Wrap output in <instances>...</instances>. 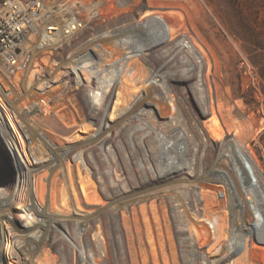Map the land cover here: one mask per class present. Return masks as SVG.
Listing matches in <instances>:
<instances>
[{"label":"rangeland","instance_id":"rangeland-1","mask_svg":"<svg viewBox=\"0 0 264 264\" xmlns=\"http://www.w3.org/2000/svg\"><path fill=\"white\" fill-rule=\"evenodd\" d=\"M140 2L142 4L140 3L134 8L133 16L135 19L152 16L153 13L146 15V12L158 9L159 14L167 17H165L168 21L166 25L169 34H171L170 38L173 37V43L183 37L192 43V52L187 48L182 50L184 54L181 50L176 52L155 51L147 59L136 60L134 79L127 84L126 88H123L128 96L118 103L119 114L117 115H121V119L120 116L115 118V116L107 115L102 107L94 113L95 107L87 103L72 104L56 101L50 103L47 114L30 115L39 127L38 130L40 129V133L44 136L43 149L45 147L48 150L49 144L61 150L83 147L88 151L90 150V156L85 153L86 157L83 156L81 161H75L80 159L76 158L74 160L73 157L68 155L59 158L62 162V168L54 169L48 178L41 174L34 178L32 185L21 186L19 184L15 187L16 192L18 188L23 194L20 197L18 194V199L12 201L6 209L7 211L4 212V216H2L4 219L0 218V247L3 251L2 254L0 253V264H28V262H30L29 264H159V261L162 264H228L229 256L226 253V257L220 255L226 251V246L231 241L232 235L235 237V233L238 232L239 238L236 242L240 243V246H242V243H246V233L249 231L244 233L242 230H249V228H246L247 222H250V224L253 222L251 216H248L250 213L249 208L243 207L244 203L242 206L238 202V198L243 199L244 202L247 201L249 191L245 190L246 193L243 190L241 191L234 182L235 190L232 180V184L230 183L232 188L227 184L230 182L229 175H232V178L235 176L232 171L234 161L227 155L224 159L226 160V170L231 169L226 180L222 181L223 186L220 185L219 187V185L206 183V185L198 188L197 206L199 216L196 217V222L185 221L182 224L175 225L172 223L174 217L169 210L170 208L164 207V202H159V200L155 202L148 199L137 201L133 207L128 208V211L120 208L116 214L114 213L112 217H109V227L98 225L94 221L91 228L87 227L84 233H78L80 231L77 227L78 223L69 221L67 226L60 225L61 227H57L59 231L54 228L55 235L50 232L47 224V228L42 227L38 234L35 233L33 228L32 240L27 241L24 238L14 240L13 237H9V235H13L11 233L12 227H10L13 222L10 223L7 218L8 215L12 216L11 214H13L14 216L21 213L27 217L33 216L30 213L31 206L25 196L28 190L34 193L35 184L38 188L46 190V192L53 185L54 204L48 202L46 194L44 207L50 210L52 215L65 217V215H72L76 210L85 211L86 209L97 208L100 201L104 203V190L97 187L99 182L95 176L93 181L91 172H89L94 164L101 168L104 167L103 169H110L114 179L120 178L119 175L125 176L127 173L129 174L126 177L131 182L141 180L150 173H154V175L161 178L160 171L164 169L163 163H155L151 157L148 158V155L146 158L141 154L143 150L138 144L140 132L134 131L135 123H142L146 119H132L131 116L129 118L127 115H133L134 113V108L129 103L137 99L141 93H146V90L150 87L152 88V85L150 86L148 83L150 79L146 77L148 69L164 63L170 71L173 68L171 73L175 74L176 78L169 79L168 83L170 84L167 86L169 88L166 90L168 91L166 96L163 94L160 97L162 101L158 99L160 105L155 104L154 101L157 100L154 99V90L156 89H152L151 98H148L152 100V104H144L153 111L149 115L157 117L172 115L169 111L172 108L170 105L173 100L174 103L179 100L177 102L179 112L177 115H183V123L186 121L184 127L186 125L189 134L192 137L194 136L193 144L194 148L197 149V151L194 150V158L196 161L203 162L202 165L207 174L211 173L209 164L213 163L212 161L217 156V146L222 139L230 138L237 143L241 142L240 144H243L246 140L252 139L253 141V139H257L258 142L255 146L250 145L254 159L257 162L252 159L256 164V169H258V172L261 170L260 173L264 178V0H149L147 4L141 0ZM158 11H155V14H158ZM167 42V44L172 43V41ZM180 64L183 65V70L177 72L175 68L177 69ZM147 65L150 67H147ZM188 70H192L190 72L193 73L196 71L195 74H200L203 78L202 84H205L201 87L206 98L205 111L200 108L201 105L199 104H202V101L200 102L198 96L200 93L197 88L191 83L193 79L189 82L186 80L190 75ZM180 77L182 78L179 79ZM154 87L159 90L158 86ZM207 91L211 93L208 95ZM184 108L185 110H183ZM0 109L2 115H4L5 130L14 137L18 145L17 150L11 152L5 146L0 133V184L6 185V183L14 182L18 169L19 171L23 169L21 166L23 167L24 162L27 161L24 153L26 142L18 121L13 117L17 114L11 110L9 104L5 106L0 103ZM160 110L162 111L160 112ZM91 115H102L106 122L114 124L112 129H118L120 132L117 131V133H120L121 137L118 138L120 142L116 141L118 144L124 145V147L122 146L123 154H127L128 157H119L116 151H114L115 154L109 156L107 149L100 148L96 136L99 124L96 118ZM212 116H216L220 120L221 125L219 127L212 124ZM14 127L19 131L14 130ZM123 127L124 129H122ZM129 138L133 142L134 148H131L127 143ZM151 140H154V138L152 137ZM135 155L138 157H135ZM179 162H182V160L180 159ZM43 168H45L44 165L39 167L37 171L41 173L44 170ZM79 179L88 185L90 191L87 193V198L89 199H85L79 187ZM63 181L66 182L67 186L66 193L62 185V183L64 184ZM95 182L97 183L95 184ZM75 183L76 188L72 189L71 187L75 186ZM66 197H68L67 201L70 197V203H67ZM263 199L260 200L261 203L263 202L262 205H264ZM226 203L228 207H226ZM21 204L24 206L22 208H27L28 214L20 208ZM247 206H249L248 203ZM256 206L259 209L258 211L255 208ZM256 206L251 208L255 209L256 236L260 238L259 235L264 233V209L263 206H258V204ZM210 207H212V211ZM215 211L216 213H214ZM13 216L11 219H13ZM41 216H43V213H41ZM228 216H230L229 219ZM227 220L230 228L227 226ZM43 225L45 224L43 223ZM236 226L237 231L234 229ZM261 228L263 229L262 232H258ZM61 231H65L66 236H61ZM74 232H77L78 235L82 234L85 245L80 242L77 234H73ZM162 237H164V241H162ZM180 237L186 241L184 243L190 244V248L185 251L179 248L182 246L179 243ZM117 239L121 241L124 253L118 251L117 255L114 256L113 245ZM18 240L22 249L28 253V258H26V253L19 252L20 248H15ZM7 244L8 248L5 252L4 247ZM77 247H82L83 257L79 255L80 252ZM254 247L245 252L246 249L242 246L243 251H240L236 257L233 256L235 258L234 263L264 264V248ZM161 248L164 251L163 253H160ZM176 249H178V254ZM176 254L178 260L175 258Z\"/></svg>","mask_w":264,"mask_h":264},{"label":"bare ground","instance_id":"bare-ground-1","mask_svg":"<svg viewBox=\"0 0 264 264\" xmlns=\"http://www.w3.org/2000/svg\"><path fill=\"white\" fill-rule=\"evenodd\" d=\"M155 11L157 12L158 9ZM155 11L153 9V11L149 10L148 12H146V15L151 14V13H153V14H152V16H149L150 19L145 22L144 26H140V27L138 26L135 29V31H136L135 34H137V35L142 32L141 29L147 28L146 33L149 34L150 36H155L154 37L155 39H152V37L145 35L144 43H146V44H148V42L152 43V42H156V41H157L156 44H161L163 42L166 43L167 41L170 40L169 37L171 34H169V29H168V26L166 25V22H168L167 19H165L166 16L164 17L163 15L159 14V11H158V14H155L156 13ZM145 17H148V16H144V18ZM175 37H176V35H175ZM172 38H171V41H172L171 44H167L168 43L167 42L166 43L167 45H166L164 43L163 46L159 45L160 47L157 49H164L163 52H176V51H180V50L182 52V50L187 48L190 52H192V43H190V41L181 37V38H179V40L177 42L173 43ZM156 44H154V45H156ZM182 54H184V52H182ZM167 56H168V54H167ZM174 58H173V62H174ZM170 60H171V58H170ZM192 63H194V62H192ZM168 64H169V62H168ZM164 65H161L158 68L154 69L149 76V77H154V82H157V85L160 86L159 90L157 88H155L154 86H152V88L150 87V89H147L146 93H143V95L140 98L137 97L138 98L137 100L133 101L132 104L130 103L131 107L134 108L133 109L134 112L136 110H139V111L141 110L142 112H146V111L150 110L144 104L145 103L152 104L151 103L152 100L148 99L150 97V95L152 94V89L153 90L156 89V90H154L155 91L154 99L156 98V100H157V101H154L155 104H159V102L162 101L160 97L162 96V92H165L164 91L165 82L169 81V79L176 78L175 74L171 73L173 68L169 67V68H171V71H170ZM182 66L183 65L180 64L177 67V69L175 68V70H177V72L183 70ZM190 66L192 67V65H190ZM191 67H189V68H191ZM163 68H165V69H163ZM192 70H190V71H192ZM195 72L194 73L190 72V75H188L186 80L189 82V80L193 79V81H191V83H193L194 87L197 88L198 92L200 93V95H198L200 102L202 101V104L201 103L200 104L198 103V104L201 105L200 106L201 110L203 111V109H204V111H205L206 98H205L204 91L202 93L203 89L201 87L205 83L202 84L203 78L201 77L200 74H195ZM176 75H178V74L176 73ZM179 75H180V73H179ZM181 78L182 77H180L179 79H181ZM207 92H208V95H209V93H211L210 91H207ZM207 98H208V100H210L209 97H207ZM197 99H195V100H197ZM8 100L9 101H5L2 103L5 106H6V104H9V107L11 108V110H13L17 114V115H13V117H15L16 120L18 121L19 126L25 135L26 144H24V145H25L26 149L24 150V153H25L27 161L24 162L23 167L21 166V168H23V169H21L20 171L18 169L16 179L14 180V182L6 183V185L0 184V218H2V216H4L3 214H4V212L7 211L6 209H8L10 203L12 201H15L16 199H18V194H19V197L22 196L23 193L21 194V191L18 188H17V192H16L15 187H17V185H19V184L21 186L32 185V182H34V178L38 177L41 174L42 175L44 174L45 178H48L50 176V174H52V171H54V169L57 170V169L62 168V162L60 161L59 158H62V157H65L68 155L69 157H73L74 160L76 158L80 159V160H75V161H81L83 156L86 157L85 153L89 154V156H90V152H89L90 150L88 151L86 148H83V147L77 148V149L66 148V149L61 150V149H57L55 146H52L51 144H49L48 150H46L45 147H44V149H45L44 150L42 147L43 146L42 141H44V136L42 133H40V131H39L40 129L38 130L39 127L34 122V120L31 118V116L27 115V113H26L27 110L25 109V106L22 103H16L14 100H12L10 98ZM196 102H198V101H196ZM145 109H146V111H144ZM116 110H117V108L114 107V110L112 113H114ZM183 110H185V108ZM161 111L162 110H160V112ZM118 113L119 112H117V114ZM151 113H153V112H151ZM91 116L95 117L97 123L99 124V127L97 125L98 129L96 132V136H97V143L99 144L100 148L107 149L109 156H112L114 151H116L117 155L119 157L120 156L121 157L122 156L128 157V156H126L127 154H123L122 146L124 147V145L118 144V142L116 141V140H118L120 142V140L118 138H121V137H120V133H117V131H119L118 129H116V130L112 129L114 124L106 122L103 119L102 115H91ZM112 116H115V118L116 117L118 118L120 116V119H121V115H112ZM127 116H129V118L132 117V119H137V120L146 119V121H144L142 123H139V124L135 123L134 131L140 132V139L141 140L139 139L138 144L141 146V148L143 150L141 154H143V156L146 158L148 155V158L151 157L155 161V163H158V162L163 163L164 169H162V171H160V174H161L160 177L161 178L154 175V173H150L149 175L145 176V178H142L141 180L139 179V180L131 182V181H129V178L126 177V175L129 174V173H127L125 176L119 175L120 178L114 179V177L111 174L110 169H107V168L103 169L104 168L103 166H102L103 168H101V167L94 164L92 170H90L89 172H91V178L93 179L95 176L97 181L99 182V185L97 184V187H100V190L101 189L104 190V194H103L104 195V203L100 201L97 208L94 207L93 209H86L87 211L86 210L85 211L76 210L75 212H73L72 215H65V217L55 216L54 214L52 215L51 211L45 209V207H44V205L46 203V194H47V198L49 200L48 202L54 204L53 185L49 188V190H48L49 193H48V192H46V190L38 188L35 184L34 193L32 191L28 190L27 191L28 193L25 196L27 198L30 206H31L30 207L31 208L30 213L33 214V216L27 217L25 214L17 213L14 215L15 217L13 216V214H11L13 216V219H11L12 216L8 215L7 218L9 219L10 223L12 224V222H13L12 226H10V227H12L11 233L13 235H9V237H13L14 240L17 238H19V240H20V238H24V239H27V241H29V240L33 239V228L35 230V233L38 234L40 232V229H42V227L47 228V224H48L50 232H52V234H54L55 229L59 231V228H57V227H59L60 225L67 226L69 221L75 222L76 224L78 223L77 227H79L78 230H80L78 233H84V231L87 227L91 228L94 225V221L99 220L102 217H106V218L112 217L114 215V213L116 212V210H118V208H122V207L128 208L130 205H133L135 202H137L139 200L146 199V198L147 199L148 198L158 199V198H164L167 196H169L173 202L177 201V203H174L173 209H171V211H173V213H175V221L176 222H178V223H184L185 221L196 222V217L199 216L198 215L199 209L197 206L198 205V199H199L197 196V193L199 192L198 188L206 185V183H212L214 185H219V187H220V185L223 186L222 181L226 180V177L228 176V174H230L229 171L231 169L230 168L229 170H226V160H224L226 158V155L229 158H233L234 156H237L238 160L241 159V162L239 164L237 162H235V164H234V162H233L234 168H232V171H233V173H235L234 174L235 176L232 178V175H229V179H230L229 183L232 184V182H233V186L235 189V187H236L234 185V182H235L241 191L242 190L245 191L247 189L246 187L249 186V188L251 189V192L253 193V195L255 197V203H256V205L258 204V206H259L258 200L259 199L261 200L264 197V194H262V193H264V178L260 173L261 170L259 169L260 172H258V169H256V164L253 161L252 157L248 153L245 154L243 146L240 144L241 142L237 143L233 139H230V138L229 139H222V141L217 146V152H218L217 156L215 157L214 161H212L213 163L209 164V166H211V173L207 174L204 171L205 169H204V166L202 165L203 162L199 161V160L196 161L194 158V150L197 151V149L194 148L195 146L193 144V140H194L193 137L194 136L192 137L191 134H189V130H187L186 125L184 127V124H186V121H185V123H183L184 121L182 120V116H183L182 114L181 115H173L172 114V115L160 116V117H157L155 115H127ZM213 116H212V124L214 126L219 127V125H221L220 120L216 116L215 117H213ZM16 126H17V128H19V126L17 124H16ZM187 126H189V125H187ZM125 128H126V126H125ZM5 129L6 128H5V123H4V115H2V112L0 109V133L2 135L4 144L11 152L14 150H17L18 145L16 144L14 137H12L10 134H8V132ZM122 129H124V127ZM14 130L19 131L15 127H14ZM191 130H193V129H191ZM123 136H124V134H123ZM152 137L154 138V140H151ZM137 139H135V140H137ZM87 140H88V138H87ZM127 141H128L127 143L131 146V148H134L133 147L134 144L131 141V139L129 138V139H127ZM89 144H88V146H89ZM195 145H197V144L195 143ZM199 146H200V144H199ZM46 148H47V146H46ZM129 154H130V152H129ZM136 154H137V152H136ZM201 155H200V157H201ZM135 157H138V156L135 155ZM195 157H197V156H195ZM115 158H113V159H115ZM180 159L182 160V162H179ZM142 160L144 161V159H142ZM136 161H138V160H136ZM111 163H112V161H111ZM42 165H44L45 168H43L44 170L41 173H39L37 171V169L39 167H41ZM102 165H104V164H102ZM226 172H227V175H226ZM132 177H131V179H133ZM241 177H244L243 178L244 180ZM96 179H95V181H96ZM245 179H247V181ZM70 180H71V178H70ZM134 180H135V178H134ZM231 180H232V182H231ZM93 181H94V179H93ZM244 181L247 183V186H246V184H244ZM96 183L97 182H95V184ZM212 184H209V185H212ZM62 185H63V188H65V193H66V191H67L66 182H64V184L62 183ZM79 187H80L85 199H89V198H87L88 197L87 193L90 191V190H88V185H86L85 183H83L79 179ZM25 188H27V187H25ZM71 188L72 189L76 188V183H75V186H73ZM213 189H215V188H213ZM217 189H219V188H217ZM23 190H25V189H23ZM245 193H246V191H245ZM175 194H177L176 195L177 200L173 199V195H175ZM76 197H78V195H76ZM240 197H242V196H240ZM67 198L68 197H66V201H67ZM32 199H34V201H32ZM101 200H102V198H101ZM191 200H192V202H190ZM68 202L70 203V197H69L67 203ZM238 202H240L242 204L243 199L238 198ZM191 203H193L195 206H197V208L195 210L191 209V207H190ZM49 205H51V204H49ZM22 206H23V204H21L20 208H22ZM22 209H24V211H26V213L28 214V212L26 210L27 208L26 209L22 208ZM211 209H212V207H210V210ZM41 213H43V216H41ZM214 213H216V211ZM2 219H4V218H2ZM204 220H206V219H204ZM208 222H209V220H208ZM43 223L45 225H43ZM255 223H256V221H255ZM236 228H237V226L234 229H236ZM236 231H237V229H236ZM179 232H180V230H179ZM78 233L74 232L73 234L78 235ZM203 233H205V232H203ZM56 234L58 235V233H56ZM60 234H61V236L62 235L66 236L65 234H67V233H65V231L64 232L61 231ZM186 235H187V233H186ZM54 237H56V236H54ZM77 237L80 239V242L83 243V245H85L84 241L82 239V234L78 235ZM111 237H112V235H111ZM232 237H233V235H232ZM235 237H236L235 238L236 240L239 238L238 232L235 233ZM259 237L264 240V233L260 234ZM70 238H71V236H70ZM19 240L17 241V246H15V248H17V249L20 248V251L18 250L19 252L23 251L24 253H26V250H23L22 246L19 244L20 243ZM73 240H75V239H73ZM80 242H79V244H81ZM7 246H8V244L5 245V247L3 246L6 249L5 252H7V248H8ZM81 248H78V250L80 252L79 255L82 256ZM74 249H75V247H74ZM72 251H73V249H72ZM0 253L1 254L3 253V251H1V247H0ZM188 255H190V254H188ZM194 257H195V255H194ZM26 258H28V253H26ZM13 260H16V259H13ZM234 262H235V258H233V256L231 255L228 259V264H235ZM12 263H14V262H12ZM29 263L30 262H28V264Z\"/></svg>","mask_w":264,"mask_h":264},{"label":"built area","instance_id":"built-area-1","mask_svg":"<svg viewBox=\"0 0 264 264\" xmlns=\"http://www.w3.org/2000/svg\"><path fill=\"white\" fill-rule=\"evenodd\" d=\"M141 1L147 4L149 0ZM140 3V0H0V103L9 101V98L22 103L27 115L46 114L49 112L48 106L54 101L87 103L95 107L94 113L102 107L107 115H117L118 103L128 96L123 88L134 79L136 60L147 59L155 51L163 52V49L157 48L165 43H144L145 35L150 36L146 33L147 28L141 29L142 35L135 34L136 27L144 26L150 19L149 16L134 18V8ZM150 37L155 39V36ZM159 66L149 68L146 76L150 79V86L158 88L160 86L154 82V77L149 76ZM168 84V81L165 82V92L162 95L166 96ZM142 95L143 93L138 98ZM174 102L173 100L169 111L177 115V102ZM114 107L117 110L112 113ZM151 112V109L146 112L136 110L133 115H149ZM257 142V139H250L241 144L245 154L248 153L253 159L250 145L255 146ZM231 159L234 164L241 162L237 156ZM244 184L247 186L245 181ZM246 188L249 197L242 202V206L244 203L243 207L249 208L248 216H251L253 223L247 222L250 224L246 226L249 230H242L244 233L249 231L246 233V243H242L245 252L253 246L264 248V240L256 236L255 209L251 208L256 206L255 197L249 186ZM176 195H173V199L177 200ZM148 199L164 202V207L170 208L174 217L172 223L182 224L175 221V213L171 211L177 201L173 202L169 196ZM258 203L264 209L260 199ZM190 207L193 210L197 208L193 203ZM126 208L121 209L128 211ZM255 208L259 210L257 206ZM95 222L108 226L110 218L102 217ZM229 225L227 220V226ZM262 230L259 229L258 232ZM235 238H231L221 257H226L225 253L229 257H236L243 251ZM184 242L186 241L182 238L179 241L183 251L190 246ZM123 248L121 241L117 239L113 245V255L116 256L118 251L123 254ZM163 252L161 248L160 253ZM176 252L179 253L178 249ZM158 263L162 264L160 261Z\"/></svg>","mask_w":264,"mask_h":264}]
</instances>
